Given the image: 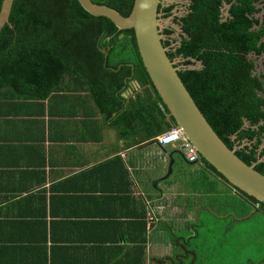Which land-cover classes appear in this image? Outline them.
<instances>
[{
    "label": "trees",
    "instance_id": "16d2710c",
    "mask_svg": "<svg viewBox=\"0 0 264 264\" xmlns=\"http://www.w3.org/2000/svg\"><path fill=\"white\" fill-rule=\"evenodd\" d=\"M93 1L123 15H129L134 4ZM174 7L161 3L159 13L169 17ZM175 20L184 34L175 49L171 39H163L169 57H181L183 65L202 63L201 68H180L182 81L225 143L264 173V147L259 150L264 142V72H256L250 57L264 55V0H190L187 13ZM172 33L171 28L162 31ZM132 81L143 90L125 96ZM59 88L87 91L97 110L131 145L152 141L176 124L173 117L169 125L163 123L166 112L133 28L119 29L106 16L86 11L79 0H15L10 23L0 33V100L24 104L15 99H46ZM5 104L0 102V113ZM201 162L223 177L202 156ZM244 194L264 211L263 202ZM143 255L146 259V245Z\"/></svg>",
    "mask_w": 264,
    "mask_h": 264
},
{
    "label": "crops",
    "instance_id": "0c3cea01",
    "mask_svg": "<svg viewBox=\"0 0 264 264\" xmlns=\"http://www.w3.org/2000/svg\"><path fill=\"white\" fill-rule=\"evenodd\" d=\"M15 101L24 104L0 100L9 103L0 113V264H153V220L167 199L180 205L188 194L180 180L147 189L140 151L161 147L120 137L87 91ZM239 209L228 211L235 222L252 216Z\"/></svg>",
    "mask_w": 264,
    "mask_h": 264
},
{
    "label": "water",
    "instance_id": "95a60500",
    "mask_svg": "<svg viewBox=\"0 0 264 264\" xmlns=\"http://www.w3.org/2000/svg\"><path fill=\"white\" fill-rule=\"evenodd\" d=\"M14 1L2 2L0 33L3 27L10 23ZM79 2L86 11L94 16H106L119 29H134L144 66L161 97V107L166 115L174 118L175 123L183 128L200 155L226 180L240 191L264 203V173L255 169L254 165L246 163L236 154L235 149L230 148L219 136L182 81L175 61L169 57L159 26V6L162 0H134L129 15H123L118 10L93 0ZM102 50L108 55L106 49ZM160 147L167 154L168 148ZM175 153L187 161L181 149L169 152V169L164 176L154 181V187H158L159 182L173 172Z\"/></svg>",
    "mask_w": 264,
    "mask_h": 264
},
{
    "label": "rangeland",
    "instance_id": "374dc122",
    "mask_svg": "<svg viewBox=\"0 0 264 264\" xmlns=\"http://www.w3.org/2000/svg\"><path fill=\"white\" fill-rule=\"evenodd\" d=\"M161 3L163 6L175 4L171 16L164 17L162 13H159V26L161 32L165 28L173 29V33L170 36L162 34V38L171 39V48L175 49L180 45L181 37L184 34L180 23L175 20V17H180L187 13L190 0H162ZM228 7L229 5L225 4L223 8L224 15L228 14ZM250 57L255 59L257 72H264V55L257 57L254 54H250ZM174 61L179 64V69L185 67H202V63L199 61H194V63L190 65H183L181 64L183 61L181 57H176ZM245 143L247 142L245 141ZM261 145L264 146V142ZM167 148L172 149L171 145L167 146ZM159 150L160 148H158L156 144H148L140 151L143 152L145 156V172L147 174L146 187L150 191L156 189L153 187V182L156 180L155 177L158 175L157 172L161 171L160 161L162 162V156L167 157L165 155L166 153H161V155L158 154L160 153L158 152ZM174 156L176 162L173 165V172L168 178L161 181V186L173 183L174 181H181L178 187L185 189L188 194L179 197V201L183 205H186L189 200V206L193 209L195 216V218L186 221V223L191 224L197 221H204L203 227L200 228L201 233L199 235V240L204 242L205 248L207 250L213 249V245L216 241L219 242V240L226 239L227 242H224L222 250L225 258L222 259L221 264H238L240 257L246 256L243 254H248L244 259L251 257L256 261L260 259L264 260V213L262 211L255 212L256 207L247 203L250 213H255L248 220L235 222L234 224V220L231 219L232 216L230 215L232 213H228V211L239 207L240 211L241 208L244 209L246 205H244L245 201L233 192V186L226 182L223 183L220 179L214 177L211 172L201 164L202 162L190 164L182 159L180 155L175 154ZM262 159L264 160V156ZM168 169L169 166H167L166 171L164 170V174L167 173ZM197 190L201 192L199 193ZM192 192H198L196 194L198 195L197 201L194 197L195 195H192ZM172 199L173 196L171 199H167L163 202V205L173 202ZM194 207L200 209V216L197 214L199 210H195ZM206 207L208 208L207 211H205ZM207 224L210 225L213 230L208 229ZM173 225H177L175 220H173ZM160 234L161 232H159L157 226L152 234L153 244L160 243L161 236H158ZM153 247L156 248V246ZM262 264H264V261Z\"/></svg>",
    "mask_w": 264,
    "mask_h": 264
},
{
    "label": "flooded vegetation",
    "instance_id": "af4514ba",
    "mask_svg": "<svg viewBox=\"0 0 264 264\" xmlns=\"http://www.w3.org/2000/svg\"><path fill=\"white\" fill-rule=\"evenodd\" d=\"M133 82L135 81H132L129 84V87L126 90V92L128 91V94H125V92V96L131 95L132 92L136 91L137 89H139V91L143 90V88L141 87L135 88ZM163 123H165V126L169 125L170 123H172V118H169L166 115V119ZM173 150H180V148L176 146L175 148L168 149V152H171ZM219 177L223 179L224 182L228 183L223 177ZM157 189H160L159 185ZM232 190L245 201L244 205L246 206H244V209L249 207V205L258 206L259 209V205L244 193H242V191H240L238 188L233 186ZM197 196L198 195L196 194L194 196L196 198V201L198 199ZM187 202L188 204L186 205H183L181 203L180 205H178L174 202L168 203L166 205H161L162 207L160 208L159 217L153 220H157L155 222L159 228V232H161V234L159 235L161 236L160 243L156 246L157 251L152 258L150 257V262H152L153 264H221L222 259L225 258L222 250L224 242H227L226 239H222L223 241L219 240V242L216 241L213 245V249L207 250L204 246V242H201L199 240V235L201 233L200 228L203 227L204 221H197L191 224L186 223V221L192 220L187 219L188 215L192 214L193 218H195L193 209H191V207L189 206V201ZM194 209L199 210L197 211V214L198 216H200V209H198L197 207H194ZM207 209L208 208L206 207L205 211H207ZM262 212L264 213V211ZM249 213L250 211H248V214ZM183 215H186V218ZM231 216V219L235 222V219L237 217L234 214H232ZM173 220L177 222L176 226L173 225ZM207 227L208 229L213 230V228L208 224ZM243 255L246 256H241L238 264H262L264 261L262 259L256 261L250 256V258L244 259V257L248 256V254Z\"/></svg>",
    "mask_w": 264,
    "mask_h": 264
},
{
    "label": "built area",
    "instance_id": "2783aa9c",
    "mask_svg": "<svg viewBox=\"0 0 264 264\" xmlns=\"http://www.w3.org/2000/svg\"><path fill=\"white\" fill-rule=\"evenodd\" d=\"M152 139L159 146H178L183 151L186 160L190 163H198L201 160V155L197 148L184 133L183 128L177 124Z\"/></svg>",
    "mask_w": 264,
    "mask_h": 264
}]
</instances>
